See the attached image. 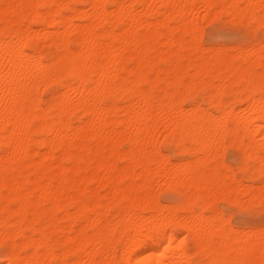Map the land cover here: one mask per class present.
I'll use <instances>...</instances> for the list:
<instances>
[{
    "label": "bare ground",
    "instance_id": "obj_1",
    "mask_svg": "<svg viewBox=\"0 0 264 264\" xmlns=\"http://www.w3.org/2000/svg\"><path fill=\"white\" fill-rule=\"evenodd\" d=\"M224 199L264 202V0H0V264H264Z\"/></svg>",
    "mask_w": 264,
    "mask_h": 264
},
{
    "label": "rangeland",
    "instance_id": "obj_2",
    "mask_svg": "<svg viewBox=\"0 0 264 264\" xmlns=\"http://www.w3.org/2000/svg\"><path fill=\"white\" fill-rule=\"evenodd\" d=\"M204 22H205V24H204ZM201 25H204L201 28V31L204 28L202 31L203 33H201V34H202L203 42L206 45L215 44V45L222 46V45H227V44H233L235 42L242 41V40L249 38V37L251 40L252 39L254 40L255 38H261L262 37V31H260L261 33L259 32L257 34V37L253 36L250 33V30L246 25L228 21L225 17L217 19V20H213V21H208V22H207V20H205L202 22ZM208 26H209V28H208ZM220 26H221V28H220ZM204 38L206 40H204ZM44 96H45L44 98H47L48 93L44 94ZM224 147L221 149V152H223V153H221L223 158L225 159V161L227 163H229V164H231L237 168L238 164L241 161V157H242L241 150H239V148L236 145H233L230 143H227V146H226L227 148L226 147L224 148ZM163 149H164V152H166V153L168 152L169 155L172 154L170 156H171L173 161L185 160L188 157V154L181 153L180 151H179L180 153L179 152L177 153L176 151H178V150H177V148L175 149V147H170L169 149H166L163 147ZM224 150H225V152H224ZM239 176H243V174H241V172H239ZM247 198L248 197L243 199V200H245L244 202H246ZM161 199L165 203L170 202V201L174 200V195L170 191L163 190V191H161ZM250 201H254L256 204H254L253 202H251V203H253V204H251ZM239 202L240 201L233 202L232 204H230V201L228 202V200H225V199L221 200L219 202V205H220L219 207L225 212L226 216L227 217L231 216L228 219H230L231 223L234 226L241 227V228H250V227H254V226L264 225V216H263L264 215V202H258L255 200H248L247 201L248 204L244 207L250 209V211L243 212V213H241V212L232 213L231 209L233 207H235V204H237ZM244 202L241 201V203H239V204L243 206Z\"/></svg>",
    "mask_w": 264,
    "mask_h": 264
},
{
    "label": "snow or ice",
    "instance_id": "obj_3",
    "mask_svg": "<svg viewBox=\"0 0 264 264\" xmlns=\"http://www.w3.org/2000/svg\"><path fill=\"white\" fill-rule=\"evenodd\" d=\"M248 211H250V209L245 208L244 206L240 205L239 203H237V204L235 205V207H233V208L231 209V212H232V213H236V212H241V213H243V212H248Z\"/></svg>",
    "mask_w": 264,
    "mask_h": 264
}]
</instances>
